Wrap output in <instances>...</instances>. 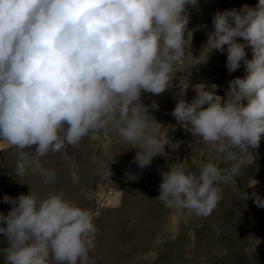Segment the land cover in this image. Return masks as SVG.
Here are the masks:
<instances>
[{"label": "clouds", "instance_id": "1", "mask_svg": "<svg viewBox=\"0 0 264 264\" xmlns=\"http://www.w3.org/2000/svg\"><path fill=\"white\" fill-rule=\"evenodd\" d=\"M196 4L0 0V140L16 149V174L32 168L52 183L55 172L43 167L42 158L109 126L139 149L134 160L140 168L166 156L162 126L145 115L139 101L142 91L161 94L172 86L176 65L183 62L192 38L186 5ZM212 24L203 62L213 50L224 52L227 46L228 72L243 62L247 74L229 81L226 98L216 94L214 83H201L188 102L183 98L187 86L181 88L171 114L229 167L207 162L197 174L183 163L170 165L161 174L158 196L166 206L198 216L216 208L221 183L236 180L242 167L254 162L250 149L259 147L264 134V0L255 7L217 11ZM246 46L251 47V60L246 59ZM106 175H112L109 166ZM257 183L253 179L248 186ZM4 202L13 204L7 215L0 214L6 224L0 233L8 240V247L0 250L6 264H89L98 231L92 209L63 191L43 197L29 191L14 200L5 195ZM253 202L264 207L256 194Z\"/></svg>", "mask_w": 264, "mask_h": 264}, {"label": "rangeland", "instance_id": "2", "mask_svg": "<svg viewBox=\"0 0 264 264\" xmlns=\"http://www.w3.org/2000/svg\"><path fill=\"white\" fill-rule=\"evenodd\" d=\"M257 3L197 0L195 7L186 5L187 30L192 38L189 49L185 45L183 62L176 65L172 86L161 94L142 91L139 101L147 110L145 115L162 126L159 134L167 140L166 156L158 155L150 165L140 168L134 160L139 149L109 126L89 133L76 146L50 151L43 157V167L55 172V180L46 183L45 177L32 168L17 175L16 149L7 146L0 150V214L7 215L13 207L4 202L5 195L14 200L29 191L40 197L63 191L81 207L96 213L98 231L89 264H264V207L253 202V194L264 199V154H253L254 162L245 164L236 180L221 183L222 198L207 216L166 206L158 199L161 174L170 165L183 163L197 174L207 162L217 163L221 169L229 167L202 138L181 127L171 113L183 87L187 86L183 98L188 102L197 95L194 86L201 83H214L216 94L226 98L229 81L246 76L243 62L239 69L228 72L227 46L224 52L213 50L204 62L201 52L214 30L212 18L217 11L240 9L245 4L255 7ZM238 42L243 40L238 38ZM245 52L246 59L251 60V47L246 46ZM153 104L158 107H151ZM5 143L0 140V145ZM259 145L264 149V142ZM33 150L26 151L31 154ZM108 166L110 178L106 175ZM253 179L258 183L248 186ZM0 227L6 224L0 221ZM7 247V237L0 233V250ZM0 264H6L2 252Z\"/></svg>", "mask_w": 264, "mask_h": 264}, {"label": "trees", "instance_id": "3", "mask_svg": "<svg viewBox=\"0 0 264 264\" xmlns=\"http://www.w3.org/2000/svg\"><path fill=\"white\" fill-rule=\"evenodd\" d=\"M250 151L255 155V154H264V149L259 145L257 149H250Z\"/></svg>", "mask_w": 264, "mask_h": 264}, {"label": "bare ground", "instance_id": "4", "mask_svg": "<svg viewBox=\"0 0 264 264\" xmlns=\"http://www.w3.org/2000/svg\"><path fill=\"white\" fill-rule=\"evenodd\" d=\"M261 141L264 142V134L261 135ZM7 147V144L0 145V150L5 149Z\"/></svg>", "mask_w": 264, "mask_h": 264}]
</instances>
